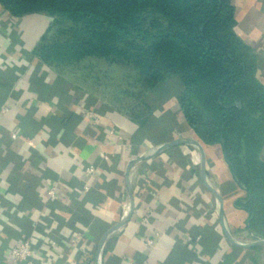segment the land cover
I'll use <instances>...</instances> for the list:
<instances>
[{"label": "crops", "instance_id": "obj_1", "mask_svg": "<svg viewBox=\"0 0 264 264\" xmlns=\"http://www.w3.org/2000/svg\"><path fill=\"white\" fill-rule=\"evenodd\" d=\"M232 5L234 31L256 54L264 84V0ZM48 26L45 15L15 18L0 6V264L21 238L33 244L36 264H95L101 237L129 204L126 168L141 157L129 175L133 212L106 238L100 264H264V246L225 238L219 202L204 182L221 197L223 225L241 245L255 241L247 213L235 206L246 194L221 145L203 144L185 122L180 80L149 91L152 113L136 124L33 55ZM175 140L201 145L205 181L195 145L158 151Z\"/></svg>", "mask_w": 264, "mask_h": 264}, {"label": "trees", "instance_id": "obj_2", "mask_svg": "<svg viewBox=\"0 0 264 264\" xmlns=\"http://www.w3.org/2000/svg\"><path fill=\"white\" fill-rule=\"evenodd\" d=\"M12 17L52 18L33 49L63 71L101 59L133 73L124 111L136 124L151 115L146 94L177 77L188 127L205 145L220 144L236 184L235 206L248 215L253 237L264 239V84L257 56L235 33L232 0H0ZM56 27L57 36L47 39Z\"/></svg>", "mask_w": 264, "mask_h": 264}, {"label": "rangeland", "instance_id": "obj_3", "mask_svg": "<svg viewBox=\"0 0 264 264\" xmlns=\"http://www.w3.org/2000/svg\"><path fill=\"white\" fill-rule=\"evenodd\" d=\"M47 17L50 24L52 18ZM54 27L47 39L57 36ZM63 72L81 86L89 95L104 100L111 108L125 110L133 104L130 98L133 73L119 65L109 63L101 59H86L74 66L63 68Z\"/></svg>", "mask_w": 264, "mask_h": 264}, {"label": "water", "instance_id": "obj_4", "mask_svg": "<svg viewBox=\"0 0 264 264\" xmlns=\"http://www.w3.org/2000/svg\"><path fill=\"white\" fill-rule=\"evenodd\" d=\"M187 144L195 145L197 147L199 153H200V157H201V161H200V163H201V173H202L203 180L205 181V169H204L205 161H204V156H203V151H202L201 145L198 142L189 141V140H175V141H172L170 143H167V144H164V145L160 146L158 151H160L162 149H165V148L173 147V146L187 145ZM144 160H145L144 157L132 160L128 164L127 168H126V171H125L126 189H127V193H128V196H129L128 212L123 217V219L120 221V223H118L117 225H115L114 227H112L111 229L106 231L104 233V235L101 237V239H100V241H99V243L97 245V249H96V253H95V264H99L101 248H102L106 238L111 233H113L117 229L121 228L126 223V221L129 219V217L131 216V213L133 212L134 205H133V200H132L131 191H130V187H129V175H130V171H131L132 167L134 165H136L137 163L142 162ZM204 183L210 189L211 193L214 195V197L219 202V206H220V209H219V220H220V223H221V226H222V229H223V232H224V235H225V238L227 239V241H229L231 244H233L235 246H238V247H241V248H249V247H254V246H264V239H259V238H255V237H254L255 238L254 242H252L250 244H246V245L238 244V243H236L235 241L232 240L231 236L228 234V232L226 231V229H225V227L223 225L222 200H221V197L218 195V193L215 190L211 189L207 185L206 182H204Z\"/></svg>", "mask_w": 264, "mask_h": 264}, {"label": "built area", "instance_id": "obj_5", "mask_svg": "<svg viewBox=\"0 0 264 264\" xmlns=\"http://www.w3.org/2000/svg\"><path fill=\"white\" fill-rule=\"evenodd\" d=\"M88 118H93V115L89 112L86 114ZM12 138H15V134H12ZM95 171L93 166L85 167V173L91 175ZM87 191V188H84ZM49 198H55V189L51 187L47 192ZM124 215L128 212V204L124 207ZM77 239H72L71 242L76 244ZM148 245H151V240H146ZM36 256L34 252L33 244L30 240L21 238L17 239L7 250L4 263L5 264H36ZM100 264V260H99Z\"/></svg>", "mask_w": 264, "mask_h": 264}]
</instances>
